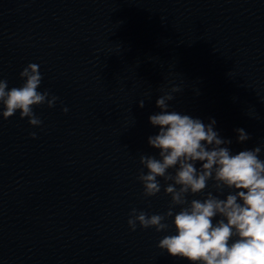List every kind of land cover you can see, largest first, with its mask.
Listing matches in <instances>:
<instances>
[{
  "label": "water",
  "instance_id": "1",
  "mask_svg": "<svg viewBox=\"0 0 264 264\" xmlns=\"http://www.w3.org/2000/svg\"><path fill=\"white\" fill-rule=\"evenodd\" d=\"M29 63L58 100L39 127L0 117V264H190L157 247L174 229L127 224L171 201L137 180L148 118L176 85L170 107L234 153L264 145V0H0V79Z\"/></svg>",
  "mask_w": 264,
  "mask_h": 264
},
{
  "label": "clouds",
  "instance_id": "2",
  "mask_svg": "<svg viewBox=\"0 0 264 264\" xmlns=\"http://www.w3.org/2000/svg\"><path fill=\"white\" fill-rule=\"evenodd\" d=\"M20 79L21 86L11 88L0 79V117L7 120L19 112L30 126L39 127L42 121L33 109L43 104L52 108L58 97L38 90L42 74L36 63L25 66ZM180 91L173 85L157 98L159 111L148 119L158 131L147 142L158 154L140 157L137 176L145 198L157 196L163 187L171 198L169 208L152 215L133 208L128 227L157 233L174 229L157 247L190 264H264V145L234 153L231 140L215 130L214 118L206 124L170 107ZM236 133L238 143L250 139L243 128Z\"/></svg>",
  "mask_w": 264,
  "mask_h": 264
}]
</instances>
